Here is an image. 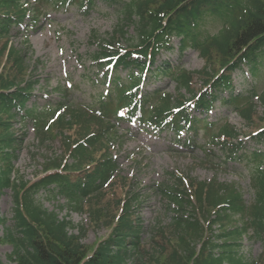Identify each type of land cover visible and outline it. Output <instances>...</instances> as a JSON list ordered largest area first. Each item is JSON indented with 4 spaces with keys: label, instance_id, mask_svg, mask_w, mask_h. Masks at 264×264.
<instances>
[{
    "label": "trees",
    "instance_id": "trees-1",
    "mask_svg": "<svg viewBox=\"0 0 264 264\" xmlns=\"http://www.w3.org/2000/svg\"><path fill=\"white\" fill-rule=\"evenodd\" d=\"M71 1L75 2L36 0L29 5L28 0H0V191L11 188L14 199V223L1 238L12 246L8 258L16 264H127L136 255V264H264V251L257 259L249 260L233 249L240 245L236 239L242 236L264 241V154L243 152V142L232 141L238 135L231 125L223 123L217 128L218 124L191 116L190 99L181 90L192 92V71L168 62L148 70L143 60L150 56L152 65L161 50L172 48L175 37L179 39L180 52L189 46L198 51L204 61V82L216 76L211 87L214 92L218 87L230 88L231 72L241 62L252 64L251 70L256 73L260 62L257 56L264 48V0H129L124 6L122 2L126 16L137 18V37L127 50L112 54L102 50L94 56L97 60L107 59V63L115 59V68L128 69L124 78L113 79L106 93L99 95L101 114L96 113V104L71 102L66 98L68 90L64 101L40 109L28 108L26 104L37 83L28 65L33 54L28 30L48 7L62 8ZM78 4L88 8L93 1ZM15 27L22 29L14 33ZM119 28L122 32L123 26ZM15 35L22 38L19 47L11 42ZM135 68L138 73H134ZM145 73L154 79L166 75L175 83L176 93L164 89L143 92ZM212 93L208 90L198 98L194 96L193 108H211L217 98V92ZM254 95L264 106V93L255 92L238 109L247 121L248 130L243 133L258 135L262 141L264 118L255 114ZM240 98L233 96L229 104L237 106L234 104ZM113 119L135 121L142 129L155 132H172L176 138L182 132L196 134L202 127L209 133L208 147H217L225 160L241 161L251 155L255 161L249 167L252 201L246 202L233 184L189 179L187 186L182 183L183 187H178L180 192L164 190L177 214L167 227L157 228L150 242L143 243L141 226L131 205V180L112 175L115 163L108 152L117 138L110 125ZM26 120L33 124L40 142L58 139L62 147L60 157L43 162L39 171L42 175L36 180L12 176V157L18 139L25 138L21 121ZM17 122L20 129L14 128ZM253 131L256 134L252 135ZM203 150L214 155L211 149ZM69 158L72 161H67ZM41 192L66 198L72 210L87 212L91 227H106L108 234L84 245L81 235L85 228L79 231L81 235L73 233L75 226L68 217H59L57 212L43 207L39 201ZM188 208V217H184ZM217 224L225 232L213 235V225ZM214 238L223 239L222 245ZM219 246L224 249L215 252Z\"/></svg>",
    "mask_w": 264,
    "mask_h": 264
},
{
    "label": "rangeland",
    "instance_id": "rangeland-1",
    "mask_svg": "<svg viewBox=\"0 0 264 264\" xmlns=\"http://www.w3.org/2000/svg\"><path fill=\"white\" fill-rule=\"evenodd\" d=\"M127 1L129 0L116 2L94 0L93 7L88 11L71 6L68 10L50 12L39 20L38 25L29 31V40L34 53L28 65L32 78L37 83L33 91L34 97L27 103L28 108L40 109L47 104L62 101L63 89H68V98L74 103L87 105L93 102L95 104V101H99V93L104 92L108 87L113 75L125 77V69H118L110 76L108 72L110 68L106 64L99 65L102 62L95 60L93 56L101 50H109L112 53L119 48H126L132 39L137 37L135 32L137 18L133 16L129 19L124 13L123 6ZM122 2L123 6L120 5ZM120 26H123L124 35H122L123 31H120ZM18 29L15 28L14 33ZM20 39L19 35H15L12 41L18 46ZM172 45V49L163 51L157 57L154 68L163 62L180 65L190 71L202 68L204 61L194 48L189 46L180 52L178 38L173 39ZM257 60L260 61L259 74L263 75L264 48L258 54ZM249 68L250 64L244 63L241 69L233 73L235 93L244 92L252 87V82H258ZM260 83L258 82L257 85L260 86ZM155 89L174 92L175 83L171 82L166 75L157 79L149 76L148 80L147 78L145 80L143 90L150 93ZM181 94H185V91L182 90ZM228 94V91L223 92L225 97ZM215 105V108L208 113L209 119H215L218 115L227 116L237 128L243 126L241 119L226 109L228 107L226 104L223 102L220 104L219 98ZM257 108L260 109V107ZM21 123L25 127L23 130L26 135L22 141L21 139L17 141L19 145L16 146L12 157L14 167L12 176L36 180L42 175L39 171L43 162L60 157L62 147L58 139L40 142L36 139L33 124L29 120L21 121ZM14 128L20 129V123H15ZM117 129L116 142L108 152L109 158L115 163L112 175L131 179V189L136 198L133 199V210L142 227L140 235L143 243L150 242L158 227H167L172 222L174 206L166 197L164 189L173 188L174 191H178V186L188 182L189 178L197 181H209L216 178L219 183L233 184L242 193L246 202L252 201L253 191L249 185L246 163L238 164L233 160L224 164L219 158H215L214 163L210 162V158L201 149L189 150L181 146L176 148L173 145L171 133L156 134L149 130H140L136 123L121 122L117 124ZM244 142L247 151L253 149L264 151V142L260 143L250 138H245ZM216 153L220 155L221 151ZM67 161L70 162L72 159L69 158ZM13 200L11 188L0 191V219H5L0 222V260L3 264H16L8 258L12 251L11 244L1 240L14 223ZM39 201L44 208L57 212L59 217H68L75 226L73 233L78 234L82 227L85 228L86 231L82 235L78 234L81 235V242L84 245H90L97 238L108 234L106 227H91L87 212L72 210L66 198L59 194L50 196L49 193L41 192ZM213 229L214 234L225 232L218 225ZM213 240L217 243L222 242L217 238ZM236 241L240 243V247L235 249L247 259H256L264 250L262 240H250L243 237ZM220 250L221 248H218L216 251ZM135 258L136 255L127 260V264H136Z\"/></svg>",
    "mask_w": 264,
    "mask_h": 264
}]
</instances>
